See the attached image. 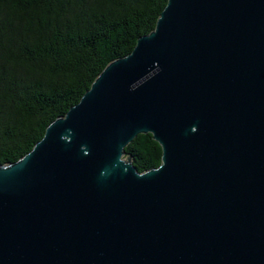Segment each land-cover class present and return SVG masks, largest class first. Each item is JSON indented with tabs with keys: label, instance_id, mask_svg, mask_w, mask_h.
Wrapping results in <instances>:
<instances>
[{
	"label": "water",
	"instance_id": "95a60500",
	"mask_svg": "<svg viewBox=\"0 0 264 264\" xmlns=\"http://www.w3.org/2000/svg\"><path fill=\"white\" fill-rule=\"evenodd\" d=\"M138 134L161 150L142 173ZM0 264H264V0H166L0 165Z\"/></svg>",
	"mask_w": 264,
	"mask_h": 264
},
{
	"label": "trees",
	"instance_id": "16d2710c",
	"mask_svg": "<svg viewBox=\"0 0 264 264\" xmlns=\"http://www.w3.org/2000/svg\"><path fill=\"white\" fill-rule=\"evenodd\" d=\"M166 0H0V165L17 161L111 61L147 35ZM138 172L156 168L149 134L124 148Z\"/></svg>",
	"mask_w": 264,
	"mask_h": 264
},
{
	"label": "rangeland",
	"instance_id": "374dc122",
	"mask_svg": "<svg viewBox=\"0 0 264 264\" xmlns=\"http://www.w3.org/2000/svg\"><path fill=\"white\" fill-rule=\"evenodd\" d=\"M121 159H122L123 161H127V158H126L125 156H121Z\"/></svg>",
	"mask_w": 264,
	"mask_h": 264
}]
</instances>
